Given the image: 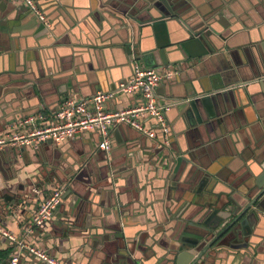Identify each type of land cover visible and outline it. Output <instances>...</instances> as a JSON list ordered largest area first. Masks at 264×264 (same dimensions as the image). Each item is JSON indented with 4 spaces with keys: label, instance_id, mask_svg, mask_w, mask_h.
I'll return each mask as SVG.
<instances>
[{
    "label": "crops",
    "instance_id": "1",
    "mask_svg": "<svg viewBox=\"0 0 264 264\" xmlns=\"http://www.w3.org/2000/svg\"><path fill=\"white\" fill-rule=\"evenodd\" d=\"M34 1L49 26L19 0H0V134L67 97L115 91L134 63L175 72L156 88L157 101L171 103L170 133L165 143L148 118L156 138L119 123L107 150L93 130L58 145L1 148L0 226L66 264H175L186 233L207 235L204 222L244 207L263 172L264 0ZM160 16H170L167 65L157 52L143 59L157 49L150 21ZM187 28L208 31L215 49L179 66L175 31ZM203 93L210 103L199 101L196 113L174 106L177 97ZM141 102L139 93L117 92L105 108ZM56 188L52 217L27 231L36 198ZM244 216V229L201 246L194 264H264V211ZM13 254L43 264L0 232V262Z\"/></svg>",
    "mask_w": 264,
    "mask_h": 264
},
{
    "label": "built area",
    "instance_id": "2",
    "mask_svg": "<svg viewBox=\"0 0 264 264\" xmlns=\"http://www.w3.org/2000/svg\"><path fill=\"white\" fill-rule=\"evenodd\" d=\"M45 25L50 23L38 8L34 0H19ZM175 72L167 70L158 71L153 67L133 65V72L129 79L119 83L115 91H96L89 97L70 96L58 104L56 109L48 115L35 113L19 118L11 123L0 134V149L3 147L32 146L38 147L41 143L51 141L58 145L64 140L72 139L75 135L93 130L100 134L98 148L107 150L110 146L108 131L111 126L124 123L137 130L139 133L154 139L156 132L144 126L145 119H153L163 136V141H168L170 129L164 117L165 110L171 103L161 104L157 101L156 88L162 77H170ZM139 93L142 102L121 110L109 111L105 103L115 93ZM37 192V190H34ZM61 188L52 190L42 199L36 198L37 204L33 209L30 220L26 226L27 231L44 223L52 217L54 209L60 203ZM0 232L13 242L14 247L26 249L43 264H66L64 261L52 256L45 249L28 246L17 240L16 237L0 226ZM0 264H33L21 261L18 254L11 255Z\"/></svg>",
    "mask_w": 264,
    "mask_h": 264
},
{
    "label": "water",
    "instance_id": "3",
    "mask_svg": "<svg viewBox=\"0 0 264 264\" xmlns=\"http://www.w3.org/2000/svg\"><path fill=\"white\" fill-rule=\"evenodd\" d=\"M168 17L170 16H160L158 19H152L150 21V25L155 33L157 49L147 50V52L144 53V60L151 62L153 57H155V52H157L161 58V63L163 65L169 64V61L164 57V53L166 52L164 48L170 46L169 40H167L166 20ZM210 31H212V29ZM208 34V31H203L201 34L190 28L175 31L176 42L174 49L181 55V58L176 60L179 66L183 64V62L190 61L188 60L190 58H200L215 49ZM171 50L172 49H170V51ZM199 101L208 107L210 96L207 93H203L202 95H190L188 99H186L185 96H180L175 99L174 106L179 112L192 109L196 113L197 103ZM262 168L263 172L255 180L256 191L252 196H249L248 203L244 207H239L234 204V207L225 209L226 212L219 213V220L214 218L212 219L214 222L210 224L208 220L204 222V226H200V228L207 231V235L186 233L187 235H191V239H186L185 242L183 239L180 241L181 246L179 248V253L175 257V264H194L202 254L200 249L201 246L206 244L202 249L211 246L218 238L230 230L238 231L239 229H244L247 225V218H245V216L240 218L244 213L247 215L249 213H256V210L260 212L264 211V162Z\"/></svg>",
    "mask_w": 264,
    "mask_h": 264
}]
</instances>
